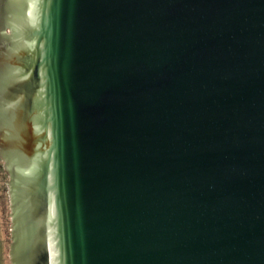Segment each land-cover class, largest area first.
<instances>
[{"label": "water", "instance_id": "1", "mask_svg": "<svg viewBox=\"0 0 264 264\" xmlns=\"http://www.w3.org/2000/svg\"><path fill=\"white\" fill-rule=\"evenodd\" d=\"M11 264H264V0H0Z\"/></svg>", "mask_w": 264, "mask_h": 264}, {"label": "crops", "instance_id": "2", "mask_svg": "<svg viewBox=\"0 0 264 264\" xmlns=\"http://www.w3.org/2000/svg\"><path fill=\"white\" fill-rule=\"evenodd\" d=\"M2 205V200H0V264H11V225L8 226L7 222L4 219Z\"/></svg>", "mask_w": 264, "mask_h": 264}, {"label": "rangeland", "instance_id": "3", "mask_svg": "<svg viewBox=\"0 0 264 264\" xmlns=\"http://www.w3.org/2000/svg\"><path fill=\"white\" fill-rule=\"evenodd\" d=\"M9 175L4 168V162L0 159V200H2V210L4 219L8 226L11 225L10 213V194H9Z\"/></svg>", "mask_w": 264, "mask_h": 264}]
</instances>
